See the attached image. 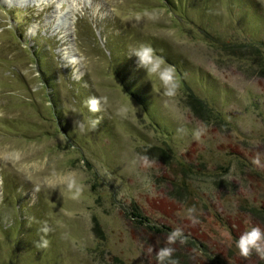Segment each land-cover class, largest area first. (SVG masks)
Here are the masks:
<instances>
[{
	"label": "rangeland",
	"instance_id": "obj_1",
	"mask_svg": "<svg viewBox=\"0 0 264 264\" xmlns=\"http://www.w3.org/2000/svg\"><path fill=\"white\" fill-rule=\"evenodd\" d=\"M141 44L175 67L174 96L129 58ZM257 153L264 0H0V264H158L165 246L179 264H264L236 247L264 229ZM176 227L187 240L168 245Z\"/></svg>",
	"mask_w": 264,
	"mask_h": 264
},
{
	"label": "clouds",
	"instance_id": "obj_2",
	"mask_svg": "<svg viewBox=\"0 0 264 264\" xmlns=\"http://www.w3.org/2000/svg\"><path fill=\"white\" fill-rule=\"evenodd\" d=\"M145 16L153 18L149 13L145 12ZM140 19V16H137ZM129 58H134L138 69L144 70L149 75H156L164 85V94L166 96H174L178 85L176 83V69L172 65L165 66L166 62L163 57L156 53V50L150 45L141 44L139 47L129 49ZM107 103L106 97L90 96L85 101L89 111L95 113L102 111V105ZM128 112L127 107H121L118 114L126 116ZM99 120L90 121L91 127L95 129L99 124ZM73 126L78 128L81 132L86 130L85 122L83 120H73ZM183 129H177V132L183 134ZM207 133V126L201 125L200 127L193 130V137L199 140L203 135ZM138 161L142 162L145 166H150L152 161L147 155H139ZM252 163L257 167L264 168V164L261 163L260 154L257 153L252 158ZM74 185L69 183L68 187L71 189ZM196 208L190 207L186 210L187 218L193 225L199 223L198 217L196 216ZM39 231L44 235L41 236L40 240L36 242V246L45 248L48 246V240L45 238L47 233L50 231L49 227L45 223ZM187 237L184 234L183 229L180 227L174 228L167 236V244L174 245L177 241L181 244L185 243ZM236 247L239 250V254L244 258H249L253 252L256 253L261 259H264V229L259 226H252L250 229L245 230L239 236L236 241ZM154 249L148 248L149 254ZM156 259L158 264H179V261L173 258L175 248L165 246L155 250Z\"/></svg>",
	"mask_w": 264,
	"mask_h": 264
},
{
	"label": "trees",
	"instance_id": "obj_3",
	"mask_svg": "<svg viewBox=\"0 0 264 264\" xmlns=\"http://www.w3.org/2000/svg\"><path fill=\"white\" fill-rule=\"evenodd\" d=\"M251 46H254V44L252 45L251 44ZM246 47H248V46H245V48ZM255 47H258V46H255ZM243 55H245L246 57H247V53H242ZM133 216H135L136 218H138L139 220H138V222L139 223H144V222H146V218H144V217H142L141 215H139L138 213H136V212H132L131 213ZM150 227V226H149ZM152 228H154L156 231H161L159 228H157V227H154V226H152Z\"/></svg>",
	"mask_w": 264,
	"mask_h": 264
}]
</instances>
